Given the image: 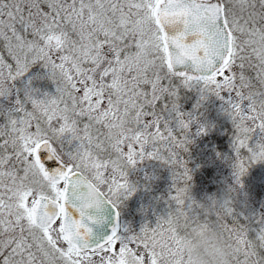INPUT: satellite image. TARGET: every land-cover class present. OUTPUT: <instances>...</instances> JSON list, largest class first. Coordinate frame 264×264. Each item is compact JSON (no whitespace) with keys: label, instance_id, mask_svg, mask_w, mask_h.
<instances>
[{"label":"snow or ice","instance_id":"snow-or-ice-1","mask_svg":"<svg viewBox=\"0 0 264 264\" xmlns=\"http://www.w3.org/2000/svg\"><path fill=\"white\" fill-rule=\"evenodd\" d=\"M42 64L56 92L38 95ZM199 94L185 111L181 95ZM222 101L236 184L264 161V0H0V264H182L184 234L218 222L231 264H264V214L241 217L229 186L192 195L189 151L201 105ZM8 101V103H4ZM146 159L172 171L168 211L121 225ZM115 209L103 240L93 225ZM174 257L175 260H169Z\"/></svg>","mask_w":264,"mask_h":264},{"label":"trees","instance_id":"trees-1","mask_svg":"<svg viewBox=\"0 0 264 264\" xmlns=\"http://www.w3.org/2000/svg\"><path fill=\"white\" fill-rule=\"evenodd\" d=\"M34 75L32 77L36 78ZM41 88L45 89L43 86ZM183 93L182 107L185 111L191 112L199 98L188 99L190 95ZM198 112L200 123L206 124L208 131L198 133L192 129L190 134L192 142L185 156L192 169V194L198 200H205L213 194L218 196L223 189L227 192L229 187L225 180L233 181L235 178L232 167L234 155L230 153L234 129L231 119L222 109V101L214 95L203 102ZM215 116H218L217 120ZM199 126L200 124L198 128ZM258 139L260 137L256 136L253 142ZM262 162L252 164L242 180L251 179L253 185L258 183V187L255 185L256 188H264L263 182L259 180L261 178L259 166L264 168ZM138 165L140 167L130 171V179L136 185L135 195L125 198L120 206L121 225L133 231H139L146 222L154 223L158 215L166 214L167 198L173 191L172 171L168 166L155 159H146ZM234 184L236 187L237 184L233 182Z\"/></svg>","mask_w":264,"mask_h":264},{"label":"rangeland","instance_id":"rangeland-1","mask_svg":"<svg viewBox=\"0 0 264 264\" xmlns=\"http://www.w3.org/2000/svg\"><path fill=\"white\" fill-rule=\"evenodd\" d=\"M47 72L48 70L43 67L42 64H35L29 71V73L26 74L23 80L17 81V86L23 88L27 83L28 79L31 78V87L39 89L38 95L42 96L46 92L54 94L56 92V83L47 76ZM33 74L41 78H33ZM41 80L43 81V83ZM42 86L45 89L42 90ZM183 94H189L190 96H188V99L195 100L197 97L199 98V94L196 90H186ZM4 103H8V101H4ZM215 119L217 120L218 116H215ZM193 128L197 130L198 124L194 123ZM256 136H264V133L258 130L257 133L254 135L253 139L256 138ZM230 153L231 155H234L232 145ZM262 164L264 165V161L262 162ZM137 167H140V165H137L134 169H136ZM130 171L133 170L131 169ZM259 174L261 176L259 180L262 181L264 184V168L262 166H259ZM232 180L233 181H231V179H226L225 184L227 185V187L231 185L235 188V192L231 193L233 198V206L236 209L237 213H243L241 219H243V217H251L255 219L264 214V188H256L255 185L258 187V183H254L253 185L252 180L247 178L243 180V186L237 184L235 187V184L233 185V182L236 183L235 178ZM225 193L226 191L223 189L221 190V192L218 193L217 197H222ZM133 195H135V193H133ZM256 196H258V198Z\"/></svg>","mask_w":264,"mask_h":264},{"label":"clouds","instance_id":"clouds-1","mask_svg":"<svg viewBox=\"0 0 264 264\" xmlns=\"http://www.w3.org/2000/svg\"><path fill=\"white\" fill-rule=\"evenodd\" d=\"M202 204L206 211H218V204L209 199L202 200ZM229 244L223 226L218 222H211L208 226L198 224L184 234L182 264H231Z\"/></svg>","mask_w":264,"mask_h":264},{"label":"water","instance_id":"water-1","mask_svg":"<svg viewBox=\"0 0 264 264\" xmlns=\"http://www.w3.org/2000/svg\"><path fill=\"white\" fill-rule=\"evenodd\" d=\"M103 216L106 218L102 225H93L94 233L91 237V243L103 240L111 233V229L115 223V209L108 203H105L103 208Z\"/></svg>","mask_w":264,"mask_h":264},{"label":"flooded vegetation","instance_id":"flooded-vegetation-1","mask_svg":"<svg viewBox=\"0 0 264 264\" xmlns=\"http://www.w3.org/2000/svg\"><path fill=\"white\" fill-rule=\"evenodd\" d=\"M3 120V117H0V121H2ZM120 219H121V217H120ZM120 222H121V220H120Z\"/></svg>","mask_w":264,"mask_h":264}]
</instances>
